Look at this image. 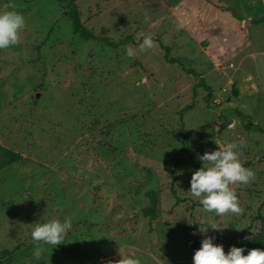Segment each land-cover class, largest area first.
Returning <instances> with one entry per match:
<instances>
[{
	"label": "rangeland",
	"instance_id": "obj_1",
	"mask_svg": "<svg viewBox=\"0 0 264 264\" xmlns=\"http://www.w3.org/2000/svg\"><path fill=\"white\" fill-rule=\"evenodd\" d=\"M75 1L88 29L133 40L83 38L67 2L0 0V11L14 7L25 19L18 42L0 49V144L21 155L0 169V264L130 254L141 264H192L205 236L246 254L261 220L245 229L261 204L264 212V132L247 127H264V0ZM138 33L155 46L140 51ZM160 41L183 64L169 62ZM185 67L211 89L195 87ZM233 140L244 142L240 159L255 175L231 185L241 213L218 216L187 190L197 154ZM152 194L150 217L142 210ZM65 216L64 241L35 259L32 223Z\"/></svg>",
	"mask_w": 264,
	"mask_h": 264
},
{
	"label": "clouds",
	"instance_id": "obj_2",
	"mask_svg": "<svg viewBox=\"0 0 264 264\" xmlns=\"http://www.w3.org/2000/svg\"><path fill=\"white\" fill-rule=\"evenodd\" d=\"M25 25L22 13L14 7L0 11V49L7 48L18 42L19 33ZM142 35L143 39L137 45L140 51L153 48L155 41L151 34ZM136 49L126 46L125 55L133 57ZM145 83V77L141 76L137 85ZM212 151H205L197 154L196 158L202 162L191 175L190 187L187 190L194 198H198L199 204L207 212L214 211L216 215L226 212L240 214L242 209L238 196L231 185L236 183L247 184L255 175L251 168L244 166L240 156V149L243 147L242 140H233L220 145ZM31 238L34 242L32 255L39 260L47 250L46 245L57 246L64 241L69 229L72 227V220L65 216L62 220L51 218L43 223H32ZM217 228L214 224L210 225ZM213 237L205 236L201 240L200 247L192 256V264H264V250L252 248L245 254L243 246H229L227 252L223 244L213 242ZM105 264H141L138 257L134 255H121L119 260H108Z\"/></svg>",
	"mask_w": 264,
	"mask_h": 264
},
{
	"label": "trees",
	"instance_id": "obj_3",
	"mask_svg": "<svg viewBox=\"0 0 264 264\" xmlns=\"http://www.w3.org/2000/svg\"><path fill=\"white\" fill-rule=\"evenodd\" d=\"M58 1L61 3L67 2L69 4V8L67 9L66 14L72 23L74 32L80 34L83 38L97 40V41L104 42V43L112 45V46H118V45H121V44H124L128 41L133 40V36L131 34L115 41L114 39H112L108 36H104L101 34L94 33L93 31L88 29L82 23L80 16H79V12H78V6H77V3L75 0H58ZM160 45L164 49L165 57L168 59L169 62H171V63L178 62V63L183 64L181 59L171 56V48L168 45L164 44L162 41H160ZM185 70L188 73L199 78L195 87L203 86L208 90L211 89L210 86L205 82L204 77L200 74L199 71H197L194 68H190V67H185ZM233 90H234L235 94L238 93V90L235 86L233 87ZM192 105H193V103L186 104L179 111L180 116L183 117L184 113L187 110H189L190 108H192ZM247 127L248 128L254 127V128H257L260 131L264 132L263 126H261L259 124L252 123L251 121H249V123L247 124ZM182 150L187 151V147H186L185 142L183 143ZM20 159H21V155L18 152H15L9 148H6L0 144V169L11 164V163H13V162H16ZM173 191H174V189H173ZM174 193H175V191H174ZM151 198H152L151 203L149 205L145 206L142 211H143L144 215L153 217L156 215V202L157 201H156V198L153 194L151 195ZM259 219L261 220V228L254 237L253 248H260V249L264 250V212L262 210V204L258 207L257 212L252 216L251 222L249 223V225L246 227L245 230L251 229ZM243 237H244V232L241 234V241L243 240Z\"/></svg>",
	"mask_w": 264,
	"mask_h": 264
},
{
	"label": "water",
	"instance_id": "obj_4",
	"mask_svg": "<svg viewBox=\"0 0 264 264\" xmlns=\"http://www.w3.org/2000/svg\"><path fill=\"white\" fill-rule=\"evenodd\" d=\"M223 123H225V121Z\"/></svg>",
	"mask_w": 264,
	"mask_h": 264
}]
</instances>
